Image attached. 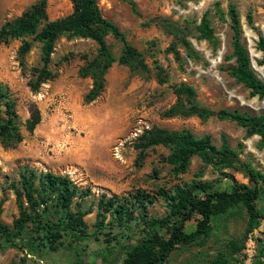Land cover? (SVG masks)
<instances>
[{
	"label": "rangeland",
	"instance_id": "rangeland-1",
	"mask_svg": "<svg viewBox=\"0 0 264 264\" xmlns=\"http://www.w3.org/2000/svg\"><path fill=\"white\" fill-rule=\"evenodd\" d=\"M36 0H0V25L15 19ZM104 18L114 23L127 42L135 47L147 65V71L134 70L114 62L105 75L102 94L87 104L83 97L91 88L90 78H81L79 69L85 59L95 56L97 45L89 39L61 37L51 56L50 70L56 77L42 84L39 92L29 87L32 68L41 67V44L27 37L32 44L25 57V67L18 62L19 40L0 43V83L7 86L16 102L22 141L15 146L0 142V204L2 223L12 227L19 216L15 195L9 188L17 182L24 167L40 172L69 177L77 186L88 189L90 195L82 201L84 209L92 205V213L84 220L87 237L78 246L64 245L55 252L43 251L35 256L28 251V237L17 239V246H0V264H20L22 257L40 264H121L141 235L140 227L115 228L117 241L95 235L94 223L98 199L105 195L126 197L140 190L155 199L148 206L151 216L161 218L169 207L157 193L170 191L176 185L193 180L206 181L217 190H231L232 181L250 186L248 179L234 169L216 170L205 166L193 156L190 166L175 175L165 162L170 150L163 146L148 148L138 161L134 142L144 129L158 127L167 130H188L196 138L209 136L220 147L221 137L239 154V159L264 173V149L258 148L259 137L245 138V130L234 122L215 116L202 120L196 116L164 118L163 113L174 104L173 87L185 83L194 88L201 107L214 112L234 110L264 115V99L252 97L249 91L229 76L233 31L229 10L237 14L241 40L246 46L251 66L264 81L261 54L256 49L260 36L264 38V0H97ZM50 21L72 12L70 0H48ZM208 13L218 40L215 49L197 38L195 27ZM186 27L187 39L199 55L189 59L184 48L169 35L161 22ZM107 44L118 59L122 44L108 36ZM176 44L180 59L169 48ZM161 67V72L157 68ZM163 80L164 82H162ZM35 104L41 113L39 125L28 132L25 121ZM264 212V196L258 201ZM108 220V219H107ZM249 216L239 203L224 213L213 216L209 238L200 243L181 246L171 252L164 264H249L259 247L264 249V223L246 234ZM195 221H188L186 233L193 231ZM236 244L239 250H236ZM233 247V248H232ZM235 251V252H232Z\"/></svg>",
	"mask_w": 264,
	"mask_h": 264
},
{
	"label": "trees",
	"instance_id": "trees-1",
	"mask_svg": "<svg viewBox=\"0 0 264 264\" xmlns=\"http://www.w3.org/2000/svg\"><path fill=\"white\" fill-rule=\"evenodd\" d=\"M195 1V0H184ZM72 12L63 18L50 21L47 16L48 0H36L21 16L5 21L0 25V43L8 44L19 40L17 49L20 67H25V57L31 50L33 41L41 44V67L32 68V80L29 87L38 93L42 84L56 77L49 65L54 53L55 44L61 37L89 39L97 45L96 54L85 59L79 69L81 78H90L91 88L83 97L87 104L96 100L103 92L105 75L114 62L134 70L147 71L142 54L129 44L119 28L104 18L97 0H70ZM264 8V7H263ZM233 31L231 58L234 64L227 71L230 77L242 84L250 96L264 99V81L257 77L252 66L248 50L241 40V30L237 14L233 8L229 10ZM164 30L172 35L185 50L186 56L192 60L200 57L187 39L186 27H178L162 21ZM197 38L208 42L213 49L218 40L208 13H204L200 23L195 27ZM110 36L122 44L118 59L114 58L106 38ZM256 49L261 54L259 64L264 66V38L259 37ZM176 60L180 59L176 44L169 48ZM161 72V67L157 68ZM164 82L163 80H161ZM176 98L164 113V118L196 116L202 120L215 116L219 120L234 122L245 130V138L259 137L258 148L264 149V115L249 114L234 110L214 112L201 107L196 101L193 87L180 83L173 87ZM41 121V113L35 104L29 109V117L25 121L28 132H33ZM22 141L20 122L16 112V102L9 88L0 83V142L4 146H15ZM154 146L167 147L170 154L165 162L172 167V172L185 173L193 156L201 159L205 166L216 170L234 169L242 173L250 186L238 184L231 179V190H217L206 181H191L176 185L172 190H160L157 195L169 207L165 217L157 218L148 212V206L155 197L144 191L136 190L126 197L102 195L96 205L94 233L106 236V244L117 241L115 228L128 229L135 224L140 227L141 235L134 246L125 252L121 264H164L169 255L181 246L194 242H205L210 236V224L213 216L224 213L227 209L241 203L249 216L246 234L264 223V212L258 207V201L264 196V173L247 162L239 159V154L228 144L225 136L221 137L220 147L211 142L209 136L196 138L188 130H167L158 127L144 129L134 142L138 150V161L145 157V151ZM19 210L18 218L12 227L2 223L0 219V246L2 244L17 246L16 240L28 237V251L35 256L45 250L55 252L64 245L78 246L89 233L84 218L93 211L92 205L83 208L82 201L90 195L88 189L77 186L69 177L55 175L51 172H40L24 167L19 173L17 182H10ZM0 204V216H1ZM108 219V220H107ZM195 221L193 231L186 233L188 221ZM233 248V247H232ZM236 250H239L236 244ZM235 252V251H232ZM20 264H40L34 259L22 257ZM223 263V259L216 261ZM16 264V263H12ZM249 264H264V249L259 247Z\"/></svg>",
	"mask_w": 264,
	"mask_h": 264
},
{
	"label": "crops",
	"instance_id": "crops-1",
	"mask_svg": "<svg viewBox=\"0 0 264 264\" xmlns=\"http://www.w3.org/2000/svg\"><path fill=\"white\" fill-rule=\"evenodd\" d=\"M89 264H94V263H89Z\"/></svg>",
	"mask_w": 264,
	"mask_h": 264
}]
</instances>
